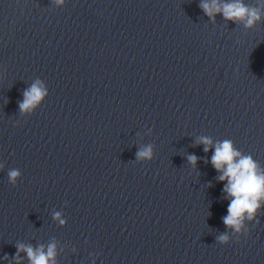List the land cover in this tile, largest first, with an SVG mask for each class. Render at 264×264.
Returning a JSON list of instances; mask_svg holds the SVG:
<instances>
[{"label":"water","instance_id":"1","mask_svg":"<svg viewBox=\"0 0 264 264\" xmlns=\"http://www.w3.org/2000/svg\"><path fill=\"white\" fill-rule=\"evenodd\" d=\"M198 4L0 0V264L53 238L57 264H264V214L217 242L228 201L195 144L231 139L264 166V22L213 23ZM37 78L49 95L21 116Z\"/></svg>","mask_w":264,"mask_h":264},{"label":"clouds","instance_id":"2","mask_svg":"<svg viewBox=\"0 0 264 264\" xmlns=\"http://www.w3.org/2000/svg\"><path fill=\"white\" fill-rule=\"evenodd\" d=\"M52 3L63 6L65 0H52ZM198 7L208 19L215 23L218 15L227 22L243 26L246 30L254 29L264 22V0H256L248 4L246 0H199ZM239 43V41H237ZM49 95L48 88L40 78L35 79L23 93V99L18 101V111L21 116L28 117L40 108L41 103ZM152 130H148L151 134ZM196 145H203V151H212L210 163L217 171V180L224 184V199L228 201L227 215L222 217L225 231L216 240L220 245H228L233 237L239 241L241 236L250 232L249 224L259 223L258 217L264 214V166L251 154L239 150L233 140L213 141L209 136H199ZM154 145L149 143L136 152V162H150L154 159ZM200 158L194 154L187 156V162L195 168ZM207 162V161H206ZM5 165L0 163V170ZM22 173L13 168L7 171L8 183L17 186ZM67 207V202H65ZM52 219L59 226H65L66 220L60 211L52 213ZM231 234V235H230ZM16 253L11 257L12 264H22L26 255L28 264H57V243L53 238L48 244L17 243ZM8 260L10 257H3Z\"/></svg>","mask_w":264,"mask_h":264}]
</instances>
